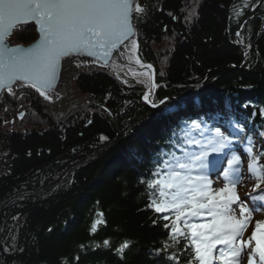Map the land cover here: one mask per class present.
Instances as JSON below:
<instances>
[{"label":"trees","instance_id":"1","mask_svg":"<svg viewBox=\"0 0 264 264\" xmlns=\"http://www.w3.org/2000/svg\"><path fill=\"white\" fill-rule=\"evenodd\" d=\"M187 1L140 0L146 9L137 19L140 52L157 68L158 107L143 102L144 89L131 91L97 68L71 72L88 106L59 123L33 98L40 123L31 129L28 117L18 116L21 110L14 117L1 111L14 104L11 95L0 100V264H175L167 259L172 254L179 264L196 262L190 234L173 233L174 219L148 206L153 196L146 183L159 165L153 159L194 119L203 126L232 114L253 120L264 137V6L238 36L232 9L246 0H199L196 17L186 23ZM260 1L247 0L241 17ZM36 38L34 29L14 36L24 44ZM164 39L168 46L157 50ZM240 91L249 94L242 101ZM199 95L201 117L194 111L180 119L164 114L165 106L178 107L176 100L181 106Z\"/></svg>","mask_w":264,"mask_h":264},{"label":"snow or ice","instance_id":"2","mask_svg":"<svg viewBox=\"0 0 264 264\" xmlns=\"http://www.w3.org/2000/svg\"><path fill=\"white\" fill-rule=\"evenodd\" d=\"M261 3L264 6V0H261ZM142 13H146V9L135 0H0V91L6 89L12 93L13 85L19 82L21 86L27 85L45 99H50L49 92L57 80L62 58L73 54L87 55L96 56L107 63L111 52L135 34L134 21L138 17L134 14ZM236 15L240 13L236 12ZM28 21H34L38 26L39 40L27 49L9 47L7 38L21 22ZM144 99L151 103L153 108L158 107L149 100L148 95H145ZM160 103L163 104L165 101ZM171 112V108L165 109V114ZM193 127L198 129L199 124L193 122ZM101 139L108 138L101 137ZM229 144L230 141L223 135L221 129L216 128L214 138L207 146H202L200 153L188 155L185 159L172 156L170 160H163L152 173L154 179L146 183L149 195L153 196L148 206L156 213H164L170 209L175 211V220L172 221L173 233L183 235L176 227L177 222L182 218L199 217L204 209L227 211L239 200L236 192V184L240 180L239 156L233 155L228 160V168L223 173L225 186L216 194H212L206 175L209 155L206 148L210 147L213 152L220 153ZM247 151L251 154L252 147ZM256 161L257 156H253L252 162L249 163V172L254 174L258 167ZM194 169L201 174L193 177ZM257 179L264 181V168L259 170ZM164 189H175L171 194L172 199L157 201L155 193L159 192L163 196ZM252 199L256 201L258 198L252 197ZM240 211L243 215L250 214L251 210L244 207L241 202ZM163 218L167 220L168 216ZM187 218L184 223L191 231L193 258L197 264H214L213 252L217 245L226 246L229 252L228 258H225V248L219 249L223 264H234L242 251V248L235 247V244L247 226V219L235 220L216 212L210 224H189ZM97 223L100 221L98 220ZM164 226L169 227L168 224ZM252 240H255L256 246L249 256V264H255L253 257L257 255L259 264H264V222L258 221L250 240L240 243L250 245ZM108 243L107 240L104 241L105 245ZM127 247L128 242H125L117 251L123 253ZM167 259L179 264L175 254L168 256Z\"/></svg>","mask_w":264,"mask_h":264},{"label":"rangeland","instance_id":"3","mask_svg":"<svg viewBox=\"0 0 264 264\" xmlns=\"http://www.w3.org/2000/svg\"><path fill=\"white\" fill-rule=\"evenodd\" d=\"M188 2V3H187ZM184 5V8L182 9L183 15H184V21L186 23L191 22V20L196 17V11L198 12L199 8V0H189ZM246 3L244 2L243 6H239L237 8V12L240 13V15L235 14V18H238V16H241L243 14L244 6ZM262 4H260L261 6ZM260 9V7H259ZM137 15V14H136ZM33 27L29 28L28 30L33 31ZM137 38V36H136ZM10 40H13V43L16 44V40L13 39V36L10 37ZM165 39L161 42L162 44H155L156 49H161L162 47L168 46ZM173 44V43H172ZM170 44V46L172 45ZM127 56V57H126ZM123 59L116 58L110 66L107 67L105 70H109L111 73H113L114 77L119 80L125 87H131V91L134 88H137V90H143L147 93L151 89L149 80L144 76L147 75L146 73H143L139 71L138 69H132L130 67H127L124 65L125 61L129 62L131 61L130 56L126 55ZM87 63H78L73 62L71 63L67 69L65 70V77H64V85L62 86L60 92L58 93V96L52 97L50 99H45L43 96L35 94L36 97H32L30 95H18L15 93L13 94L14 104L10 105V107L4 108L1 110L3 113L6 114L9 113L12 117H14L18 110H21L18 112V116L25 113L24 117L26 118L30 124L31 129L33 127L35 128V124H37L40 119L38 118L37 110L34 108V99L36 98L37 101L40 102L41 105V111L43 112V115H45L46 118H49L53 123H59L62 120L67 119L68 117H77L82 115L83 113H86V108L88 106V98L84 96L78 88L74 86V82L71 80V72L73 69L78 68L80 66L85 65ZM88 69H90L93 66H86ZM102 69V68H100ZM138 70V71H137ZM134 81L139 83L140 85H145L144 87H138L137 85L134 87L132 86L134 84ZM130 89V88H128ZM138 92V91H137ZM15 94V95H14ZM138 94V93H137ZM89 99V103H90ZM0 111V112H1ZM1 114V113H0ZM4 116V115H1ZM0 116V117H1ZM39 120V121H38ZM37 121V122H36ZM40 123V122H39ZM38 128V126H37ZM36 129V128H35ZM192 175L196 177L194 172H192ZM175 190V189H174ZM255 213V212H254ZM256 215H262L264 217V213L260 212ZM229 218H233L236 220L237 217L231 215ZM246 240V239H244ZM249 255V251H246L244 253V256L247 257Z\"/></svg>","mask_w":264,"mask_h":264},{"label":"bare ground","instance_id":"4","mask_svg":"<svg viewBox=\"0 0 264 264\" xmlns=\"http://www.w3.org/2000/svg\"><path fill=\"white\" fill-rule=\"evenodd\" d=\"M258 4H262L261 3V1L258 3ZM259 9V8H258ZM258 9H256V11L258 10ZM252 11H253V8L251 9ZM232 11H234V15L236 14V12H237V9H236V7L234 6L233 7V9H232ZM252 11H250L249 12V14L247 15V17H241V16H238L239 18L237 19V20H235V22H237V26H236V29H237V31L235 32L236 34L237 33H240V30H241V28L244 26V24L248 21V19H249V17H250V14L252 13ZM239 19L241 20V21H239ZM230 28V27H229ZM239 36V35H238ZM240 42H243L242 44H243V46H244V44H245V42H244V38L242 39V37L240 38ZM127 43V42H126ZM237 43H239V42H236V44ZM128 44V43H127ZM132 44V45H131ZM128 46V49H126V47H124V48H122V49H124V51H123V53L121 54V56L120 57H125V55H128V56H130L131 57V61H129V63L130 64H132L133 66H134V68L135 69H143V70H149V67H148V65L147 64H144V63H142V62H140V59H139V50H138V44L135 42V39H132V41H131V43H130V45H127ZM114 56H116L117 57V54H116V52L114 53ZM127 57V56H126ZM125 57V58H126ZM69 62H66L65 63V66L68 64ZM63 83H64V77L62 76V79H61V82H60V84H59V87H58V89L54 92L55 94H57V93H59L60 92V90H61V88H62V85H63ZM60 89V90H59ZM53 93V94H54ZM246 95H249V94H244L243 93V91H240V92H238L237 93V98L238 99H240L241 101L242 100H244L245 98H246ZM220 100L221 101H223V99L222 98H220ZM196 101V98H193L192 99V102H195ZM205 101V100H204ZM249 102H255V98H253V97H251V98H249V100H248ZM206 103V102H205ZM212 103H214V102H212ZM198 104L199 105H202L201 103H200V101H198ZM224 105H225V103H224ZM223 104H220L219 103V106H220V108L222 107V106H224ZM246 105V102H244V106ZM202 107V106H201ZM201 107H199V108H201ZM203 108V107H202ZM194 110V107H191L190 108V111H193ZM180 111L179 110H177V111H173L172 112V114H170L172 117H174V119H175V117L177 118V119H180ZM230 113H232V112H230ZM197 115H200L201 113L200 112H198V113H196ZM228 116H230V118L231 119H233L235 122H242V123H244L245 121H247V119H242V118H235L232 114H227ZM238 120V121H237ZM172 125H175V122H173V123H171ZM180 126V125H179ZM179 126H176V128H178ZM148 127H150V125H147L145 128L147 129ZM171 128L173 129L174 128V126H171ZM164 130H159V133H161V132H163ZM171 131V130H170ZM166 133V132H165ZM175 133V132H174ZM158 134V133H157ZM162 151V149H158V151L156 152V154L157 155H159V153ZM155 160H156V158H154L153 159V162H155Z\"/></svg>","mask_w":264,"mask_h":264},{"label":"water","instance_id":"5","mask_svg":"<svg viewBox=\"0 0 264 264\" xmlns=\"http://www.w3.org/2000/svg\"><path fill=\"white\" fill-rule=\"evenodd\" d=\"M135 2L139 4V0H135ZM255 12H256V10L252 11V13L250 14V17H253V16L255 15ZM134 16H136V14H134ZM135 22H136V19H135L134 23H135ZM21 23H23V22H21ZM21 23H20V24H21ZM135 26H136V23H135ZM13 31H14V30H13ZM134 35H135V34H134ZM134 35L130 36L127 40H124L122 44H119L118 47H117L116 49H114V51L117 52V54L122 53V51H124V49H122L121 47H123V48H124V47L128 48L127 45H130L132 39H134ZM36 42H37V41H36ZM36 42H35V43H36ZM126 42H127L128 44H127ZM7 43H8V46L11 47L12 43H11V42H8V41H7ZM33 44H34V43H33ZM33 44H31L30 46L18 45V46H13V47H22V48H24V49H27V48L31 47ZM119 48H121L120 51L118 50ZM69 58H72V59H78V60H89V61H92V60H93V58L90 57V56H86V55H77V54H74V56L67 57V59H69ZM61 61H62V60H61ZM61 61H60V64H61ZM63 62H64V61H63ZM60 70H61V68L59 67L58 72H59ZM154 76H155V75H154V73H153V75H152V87H154V82H155V80H154ZM17 85H18V82H17V84H15V85L13 86V89H14ZM55 86H56V85H55ZM53 91H54V90H53ZM53 91H51V93H52ZM152 92H153V90H152ZM152 92H151V93H152Z\"/></svg>","mask_w":264,"mask_h":264}]
</instances>
